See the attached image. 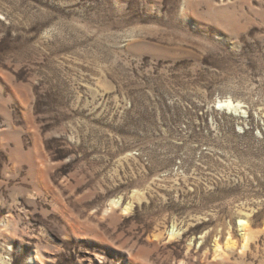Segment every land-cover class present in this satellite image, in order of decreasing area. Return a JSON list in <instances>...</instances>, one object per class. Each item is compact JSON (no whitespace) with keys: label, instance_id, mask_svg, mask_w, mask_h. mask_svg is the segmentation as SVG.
Returning <instances> with one entry per match:
<instances>
[{"label":"rangeland","instance_id":"1","mask_svg":"<svg viewBox=\"0 0 264 264\" xmlns=\"http://www.w3.org/2000/svg\"><path fill=\"white\" fill-rule=\"evenodd\" d=\"M0 264H264V0H0Z\"/></svg>","mask_w":264,"mask_h":264},{"label":"bare ground","instance_id":"2","mask_svg":"<svg viewBox=\"0 0 264 264\" xmlns=\"http://www.w3.org/2000/svg\"><path fill=\"white\" fill-rule=\"evenodd\" d=\"M218 107L224 110H228L229 112H238V111L241 112L242 105L239 102H234L231 99H226L223 101H219ZM238 227H239L238 230H240V234L242 236V241H243L242 246L244 247V244L248 242L249 235H251L250 234L251 227L247 219L240 217L238 220ZM228 241L229 240L227 239L226 243Z\"/></svg>","mask_w":264,"mask_h":264}]
</instances>
